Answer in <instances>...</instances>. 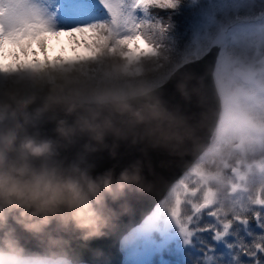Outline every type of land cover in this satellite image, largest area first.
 I'll list each match as a JSON object with an SVG mask.
<instances>
[{"label":"rangeland","instance_id":"obj_1","mask_svg":"<svg viewBox=\"0 0 264 264\" xmlns=\"http://www.w3.org/2000/svg\"><path fill=\"white\" fill-rule=\"evenodd\" d=\"M161 9L167 18L153 14ZM219 32L211 75L221 103L210 140L122 237V264H264V0H0V51L11 44L22 53L7 69L0 62V85L65 65L88 77L103 73L111 58L133 68L131 78H167L178 63L204 55ZM199 104L204 112L206 103Z\"/></svg>","mask_w":264,"mask_h":264},{"label":"clouds","instance_id":"obj_2","mask_svg":"<svg viewBox=\"0 0 264 264\" xmlns=\"http://www.w3.org/2000/svg\"><path fill=\"white\" fill-rule=\"evenodd\" d=\"M105 63L99 80L87 77L81 67L65 65L20 73L0 85V264L32 261L9 219L33 236L45 234L56 222L60 229H74L88 239L103 235L115 215L108 200L150 191L141 160L118 174L110 168L93 175L91 167L56 161L62 141L87 137L85 150L96 152L109 148L111 137L110 156L115 158L117 142L129 138L133 145L146 143L174 153L194 139L195 127L170 110L151 86L138 83L126 91L112 87L135 76L133 68L115 58ZM177 87L190 99L186 83ZM56 112L73 117L71 122L56 121L57 138L31 130L45 114Z\"/></svg>","mask_w":264,"mask_h":264},{"label":"water","instance_id":"obj_3","mask_svg":"<svg viewBox=\"0 0 264 264\" xmlns=\"http://www.w3.org/2000/svg\"><path fill=\"white\" fill-rule=\"evenodd\" d=\"M223 35L224 32H219L211 40L209 48L204 55L197 59L181 62L173 69L166 82L154 88L155 93L158 94L163 90L165 85H167L169 82H174L171 88L172 95L176 92L175 90L178 83L177 78L184 77L187 80V88L192 90V79L194 78V75L196 78L199 72L202 74L199 67L202 66L205 70L203 71L205 73V84L199 83V81L203 79L196 78V81L200 87V92H197L196 94L199 96V103H206L204 110H206L207 115V126L204 130H202V128L200 129L199 121L202 122L200 118L198 117L196 120L195 118L193 119V122L196 121V123H198L199 131L194 125V144H192V152L186 157V159L182 157L180 160L178 159L179 156L176 153H170L169 155L164 156L165 162L160 166H151L149 163V165L145 164L144 167L142 164L143 175L146 180L150 182V191L147 193H138L132 191L127 193L129 196L131 195L130 199H127V196H124L126 199L123 197L121 201H118L119 199L115 202L108 200V205L111 209L114 211H123H120L113 216V218L116 220L114 225L112 222H110L109 226L104 229V234L101 235L102 244L99 247L97 246V239H99L100 236H96L97 238L91 237L84 239L81 232L76 230L74 232V229L69 228L67 230L70 231V233L72 232L71 234L73 235L71 237L68 236L65 238L63 237V229H60L56 222H53L52 225H50L45 234L41 236H33L32 234L25 232L19 225L15 224L11 219H9V227L15 229L16 236L19 238L20 243L23 245L26 253L30 257L65 258L72 263L83 262L88 264H122L123 254L120 247L121 238L126 235V233H128L134 226L138 225L141 220L151 211L152 207L160 198H162L171 183L176 178H178L190 164H192V161L196 159L204 145H206L210 140L212 131L218 118V112L221 103L220 97L215 89L216 81L213 80L211 69L216 60L215 57L218 54ZM234 72L239 78H241L243 82H246L250 79V75H248V73H245L239 69H235ZM176 75L178 77L175 80L174 77ZM204 86L206 89H208L207 91L209 93V100L207 101H205L206 96H204V92L201 94ZM191 93L193 92L191 91ZM175 99H177L176 96ZM172 104L179 108L184 106V103L182 104L178 102H172ZM61 118H65L69 122H71L73 119V117H65L62 112L48 113L45 114L37 122L36 127L31 130L37 132L41 136L57 138L55 136L54 128L56 126V121ZM88 142L89 141L87 137H78L71 143L62 141L61 146L58 149V155L55 158L56 161L63 163L64 165L77 163L81 167H91L93 170V175H96L98 173H103L110 168H114L115 172L118 174L121 169L134 161V155L139 158V154H133V151H129L127 148H124L121 145V142L123 141L117 142V154L115 158H112L110 156V147L113 143L111 137H109L107 140L109 148H105L96 152H89L85 150L84 145ZM126 149L129 152H127ZM139 160L141 159L139 158ZM152 160H157V163L162 162L157 157H154ZM105 164L108 166L105 167ZM152 176L155 177L156 183L152 181ZM141 195H146L148 197L144 200L142 199L141 201ZM121 204L123 205L121 206ZM124 217H127V219H124ZM123 219L124 223L118 226L120 221ZM168 219L169 224L172 223V216H170ZM73 236L74 239L70 241ZM49 237L56 238L59 242L53 244L50 242ZM64 239H66V241ZM32 242L34 243L32 244Z\"/></svg>","mask_w":264,"mask_h":264},{"label":"bare ground","instance_id":"obj_4","mask_svg":"<svg viewBox=\"0 0 264 264\" xmlns=\"http://www.w3.org/2000/svg\"><path fill=\"white\" fill-rule=\"evenodd\" d=\"M193 76V75H192ZM178 76L176 75L174 77V79L176 80ZM198 78V77H196ZM196 78H195V75H194V78L192 79V83H193V87L197 88L200 90V87L198 85V82L196 81ZM178 80V83H186L187 84V80L184 78V77H181V78H177ZM174 82H169L167 85L164 86L163 90L161 92H159L157 95L160 97V99L165 103V105L170 109V110H173L174 112H176L177 114L179 115H182L184 116L185 118H187V111H188V123L191 124V125H195L196 121L193 122V119L195 118L198 119V117L200 118V120L202 122L199 121L200 123V129L202 128V130H204L207 126V115H206V110H204V112H202V110H199L198 108V105L199 104V96L196 94V93H191V90H189V93H190V97L194 98L196 100V105H194L192 108L189 109V106H188V100L189 99H185L184 98V106L182 108H179V107H176L172 104V102H176L175 101V95H171V88L173 86ZM187 87H188V84H187ZM178 92L181 94V92L178 90ZM182 95V94H181ZM173 96V98H172ZM184 97V96H183ZM201 106V105H200ZM202 107V106H201ZM189 109V110H188ZM192 120V121H191ZM192 144L193 143V140H189L185 143L184 147L178 152L176 153L179 157L178 159H182V157L184 159H186V157L192 152ZM121 145L124 147V148H127L129 151H133V154H139V158L141 159L142 161V164L143 166L145 167V164L146 165H150L151 166H154V165H158L160 166L162 163L165 162L164 160V156H167L169 155L170 153H174V152H170L168 149H165L163 147H156V148H153V147H150L148 146L146 143H137L135 145H133L131 143V138H129L128 140L126 141H123L121 142ZM126 149L127 152H129L128 150ZM142 150H145L146 151V154H145V151H142ZM129 154V153H128ZM88 156V155H87ZM154 157H157L160 159V161L162 162H159L157 163V160H152ZM134 158L133 159L134 161H136V159H139L137 156L134 155ZM132 161V162H134ZM131 162V163H132ZM169 163V162H168ZM152 178V181L154 183H156V180H155V177H151ZM150 195V194H149ZM125 196H127V199H130V196L127 195V193L125 194ZM148 196L146 195H141L140 198H141V201L142 199H146ZM125 198V197H124ZM123 199L120 198L118 201H121ZM126 199V198H125ZM112 202V201H110ZM123 204H121L122 206ZM124 208V207H123ZM120 211H123V210H119V211H115V214H117L118 212ZM115 218H112L111 222L113 223L114 225V222H115ZM118 222V221H117ZM124 223V219L122 221H120V223L118 224L121 225ZM116 224V223H115ZM117 225V224H116ZM75 232V230H74ZM72 233V232H71ZM70 231L68 230H64L63 229V237L67 238L68 236L71 237L73 234H71ZM62 234V233H61ZM77 234V233H76ZM99 237V236H98ZM62 238V237H61ZM97 238V237H95ZM74 239V236L72 237V239H70V241H72ZM101 239H102V236L99 237V239H97V246L99 247L102 242H101ZM61 240V239H60ZM66 241V239H64ZM68 240V239H67ZM63 241V240H62ZM69 241V242H70ZM34 242H32L33 244ZM68 243V242H67ZM89 256V255H88Z\"/></svg>","mask_w":264,"mask_h":264},{"label":"snow or ice","instance_id":"obj_5","mask_svg":"<svg viewBox=\"0 0 264 264\" xmlns=\"http://www.w3.org/2000/svg\"><path fill=\"white\" fill-rule=\"evenodd\" d=\"M77 4H85L86 0H76ZM84 9L81 8V11ZM154 15L161 16L167 18L168 13L164 10H159L153 13ZM167 14V15H165ZM22 53L18 47H15L11 44H6V46L0 51V62L3 63V66L7 69L12 65L16 64V58L21 56ZM35 55V53H33ZM105 167L108 166L107 164L104 165ZM127 219V217H124Z\"/></svg>","mask_w":264,"mask_h":264},{"label":"trees","instance_id":"obj_6","mask_svg":"<svg viewBox=\"0 0 264 264\" xmlns=\"http://www.w3.org/2000/svg\"><path fill=\"white\" fill-rule=\"evenodd\" d=\"M87 20H90V18L87 19ZM103 73L95 72V73L89 75L88 77L91 78V79H94V80L103 79ZM154 77L155 78H153V75L150 76V77L145 76L144 80H141V77H139V78H136V77L135 78H131L130 77V78H127V79H130L129 82L126 79H123V80H119V81H116V82H113V83L115 84V88L116 89L118 88L121 91H126L129 87L135 86V84H138V83H146L147 85L152 86L154 83L158 82L159 80H161V79L163 80L164 78H166V75L160 74V75H154ZM131 79L136 81L135 84H134V82L131 81ZM125 82H127V83H125Z\"/></svg>","mask_w":264,"mask_h":264}]
</instances>
